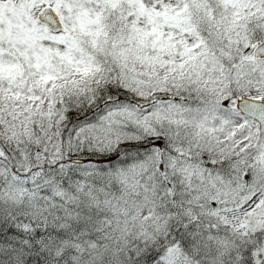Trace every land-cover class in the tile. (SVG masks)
Wrapping results in <instances>:
<instances>
[{
  "label": "snow or ice",
  "instance_id": "6c2138e0",
  "mask_svg": "<svg viewBox=\"0 0 264 264\" xmlns=\"http://www.w3.org/2000/svg\"><path fill=\"white\" fill-rule=\"evenodd\" d=\"M0 264H264V0H0Z\"/></svg>",
  "mask_w": 264,
  "mask_h": 264
}]
</instances>
